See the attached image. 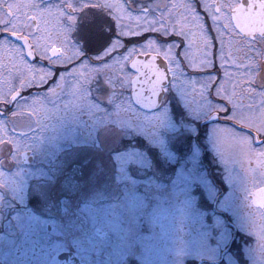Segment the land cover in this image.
Wrapping results in <instances>:
<instances>
[{"label":"rangeland","instance_id":"obj_1","mask_svg":"<svg viewBox=\"0 0 264 264\" xmlns=\"http://www.w3.org/2000/svg\"><path fill=\"white\" fill-rule=\"evenodd\" d=\"M15 2L23 4L27 0ZM34 2L46 9L48 5L61 4L62 0ZM120 2L133 17L148 9L151 20L160 12H168L167 5L186 0ZM192 2L199 16L204 12L209 18V12L201 7V0ZM209 2L214 3V0ZM237 2L220 0L225 4ZM155 3L163 7L149 9L148 6ZM15 10L13 8L12 12ZM25 11L28 10H20L21 16ZM63 11V17L55 8L51 12L37 13L39 30L25 28L22 32L41 58L45 47L50 50L53 46L51 40H55L57 46L60 43L58 28L67 23L69 13L67 8ZM0 12L7 16L9 9L0 8ZM75 15L87 30L89 21L83 13ZM184 16L188 17V29L197 28L191 15L182 8L172 10L168 23L175 24ZM104 19L111 21V15ZM210 22L213 24L212 20ZM143 23L123 20V24L130 27ZM80 30L84 35L86 31ZM104 30L107 32L106 26ZM116 33V24L112 21V29L105 36L116 38ZM9 34L0 31V39H7L23 52ZM160 34L164 35L159 31H141L135 35L134 43L132 35H121L119 40L124 47L118 51L123 55L128 48H139L150 38L159 40ZM75 37L73 33L70 39ZM37 41L41 46L39 51L35 48ZM259 46L254 43L250 52L256 56L251 60L256 65L257 79L249 84L245 77L239 88L261 91L264 54L257 55L255 49ZM102 51L78 57L75 64L56 73L53 66L45 62L29 61L24 54L21 62L18 53L8 48L0 50V107L8 108L7 115H0L3 121L0 130L1 264H47L51 255L61 251L73 252L82 264H188V261L209 264L214 246L217 253L216 245L224 238L225 230L210 222L212 217L204 209L207 205L199 203L203 197L208 200L206 176L212 171L205 168L212 166L209 164L212 157L208 162L205 151L209 150L216 158V166L223 168L222 156L235 155L238 142L224 123L209 122L206 132H202L203 125L199 122L214 108L224 109L209 96L208 87L210 93L219 98L217 87L223 84L225 92L231 94L233 81L215 82L213 76L190 74L189 68L181 67L175 54L176 73L170 74L174 97L167 95L157 108L145 111L132 102L130 83L125 86L121 82L123 74H133L129 63L124 73L117 69L90 72L108 62V57L104 61L94 59ZM189 54L199 64L201 58H193L192 50ZM42 59H47V54ZM85 59L88 66L81 69L80 64ZM51 61L58 69L69 62L61 63L56 58ZM91 61L96 63L90 64ZM225 70L226 76L232 75L231 68ZM247 71V68L243 70ZM114 75L115 79L109 83L106 79ZM86 76L90 79L84 82ZM21 79L25 81L23 87H20ZM77 85L79 94L74 92ZM50 88L54 93L49 92ZM13 89L20 90L21 94L11 100ZM236 98L235 102L243 106L238 109L248 118L252 112L249 105L258 104L259 97L249 94L243 99L239 95ZM11 127L26 132L25 136L11 134ZM198 134L203 135V141ZM139 140L158 149L164 157L162 166L155 165L148 152L135 144ZM176 146L185 152L176 151ZM25 151L34 156L32 166L19 163ZM35 198L36 203H33ZM94 228L101 229L106 236L98 237L93 233Z\"/></svg>","mask_w":264,"mask_h":264},{"label":"snow or ice","instance_id":"obj_2","mask_svg":"<svg viewBox=\"0 0 264 264\" xmlns=\"http://www.w3.org/2000/svg\"><path fill=\"white\" fill-rule=\"evenodd\" d=\"M8 8L9 14L6 16L3 12H0V31H4L10 33L12 36H15L18 40L24 41V47L28 50L27 54L32 56L33 53V45L28 43V36L22 35V32L25 28L29 30L32 29L31 21L36 20L37 25L33 31L39 30V20L40 16L37 13L42 12H51L53 8L56 9L58 15L60 17L65 16L64 8L70 10L67 14V23L62 24L58 28V37L60 43L56 46L55 40H51L50 51L54 56H56V61L63 63L64 61H70L74 57H86V48L92 44H101L103 47V51L94 59L99 61H104L105 57H108V62L102 63V66L98 69H90V72L101 71L103 72L105 69H117L119 73H124V69L127 67L128 63H131L133 69H135V75L123 74L121 78V82L123 85L127 86L129 83L131 84L132 91L137 100L141 102H145L151 96L157 94V86L161 85L165 73L162 72L156 66V59L161 54L163 55L164 60L168 64L167 73L175 75L176 68L173 67L175 64V52L174 49L178 48L179 45L175 42H171L167 45H161L154 38L148 39L143 45L139 48L130 47L126 52L121 55L118 51L119 48H123V43L119 40V36H127V35H137L141 31H159L163 34L167 35L172 33L177 36L184 37L185 50L181 53L182 56L189 62L192 68H196L198 65L195 61H193L190 57L188 49L191 47V41L188 38V17L184 16L181 20H177L175 24H169V18L172 16V10L176 8H182L186 13L191 15V18L196 23V27L199 29L200 39L203 43L202 49V58L199 61V64L202 66H206L209 63V56L212 54V40L206 34V28L203 23L202 17L199 16L196 12V8L192 0H186V2L182 3H172L171 5H167L169 9L168 12H160L156 18L151 20L148 19V9L142 10V15L133 17L130 13L126 12L125 6L120 0H96L95 3L90 2V0H78V2H74V0H62V3L59 5H48L46 9L41 8V6L34 2V0H27V2L21 4L15 2V0H0V8ZM149 9H156L159 7H163V5L159 3L151 4L148 6ZM201 7L209 12V19L212 20L214 28L218 25L222 19L220 15L216 13L220 12L221 7L229 8L233 11L234 15L232 19L239 20V16L235 15L238 13L240 16H245L249 23L246 27H243L245 30L241 31L243 35L235 34L234 30L231 27V23L223 17L225 21L223 23L222 28L217 30V40L219 41L221 47L218 52L217 58L220 60L227 59L232 63H236L239 68H247L248 71L246 73H240V80H236L232 84L233 91L231 94H227L224 89V85L221 84L217 87L216 95L222 96L223 99L227 100L229 104L232 105L233 113L228 119L236 120L237 119V109L243 107L240 104L235 102V98L237 95L243 99L245 96L251 97H259L258 104L249 105V108L252 109L251 115L245 120L241 118L240 123L245 127L252 128L259 135L261 132H264V81H261V91L257 92L252 88H239L241 81L246 77L247 82L252 84L257 79L256 73V65L253 63L251 59L245 55V60H237V58L233 55V53L239 52H251L253 50V44H259L260 47L255 49L257 55L264 54V13H262L261 9L264 8V0H249L248 4L243 5L240 3L236 4H225V3H210L209 0H201ZM15 8V12H12V9ZM27 9L21 16V9ZM215 8V13H213L212 9ZM84 9H89L90 11L84 12ZM95 9V11H91ZM109 10L111 12L109 13ZM29 12L32 14L29 15ZM76 13H83V16L89 21L86 30V36L84 38L70 39L73 33H78L80 31V22ZM111 15V21L108 19H104L106 15ZM127 18L129 20L135 19L136 21H143V24H138L136 27H130L128 25L123 24V20ZM112 21H115L116 24V38L111 37V39H107L105 33H107L110 29H112ZM157 24L159 27H157ZM105 26L107 27V32L104 30ZM257 33L259 35H257ZM225 35L228 36L227 41L225 40ZM239 36V38H237ZM251 37V39H249ZM82 41V42H81ZM39 41L35 44V48L37 51L40 49ZM8 48L10 52L18 53L21 57H23V52L15 46L11 45L7 39H0V50ZM227 49V56L225 55V50ZM49 49L45 47L44 52H41L42 58H44ZM112 53H116L114 56ZM136 56H146L148 59L146 61H140L134 59ZM50 62L51 57H48ZM88 66L87 60L80 64V68L84 69ZM145 69L147 71H145ZM261 71H264V66H261ZM48 73H45L47 76ZM231 75V74H229ZM155 76V80H152V77ZM43 78V77H42ZM143 78V79H141ZM90 77H84V82H87ZM115 79V75L112 78H107L106 80L111 83ZM139 83L141 88L137 91L136 85ZM25 81L21 79L20 87H23ZM60 81L57 82V86H59ZM148 86L149 97L144 96V86ZM195 87V84L192 85ZM54 89H49L50 93H54ZM74 92L79 94L78 85L74 88ZM11 95H16V90L13 89L10 93ZM258 108L257 112L255 109ZM220 108H214V112L221 111ZM161 123H163L162 118H159ZM3 129V121H0V130ZM235 136V135H234ZM239 143L243 145H247L250 147L251 141L246 136L238 137ZM2 143V141H0ZM16 154L19 155V148L16 149ZM259 156L264 157V149H262L259 153Z\"/></svg>","mask_w":264,"mask_h":264},{"label":"flooded vegetation","instance_id":"obj_3","mask_svg":"<svg viewBox=\"0 0 264 264\" xmlns=\"http://www.w3.org/2000/svg\"><path fill=\"white\" fill-rule=\"evenodd\" d=\"M214 3H220V0H214ZM224 9L226 8L221 7L220 12L216 13L220 15L222 19L218 27L215 26V28L210 22V19L206 16L207 14L201 12L202 19L205 23L206 34L212 40V54L209 56V63L206 66L201 67L202 65L197 64L198 66L196 68H192L184 56L181 55L185 50L183 36H177L172 33L167 35L160 34V39L157 41L161 42L163 45L170 42H175L179 45L178 48L174 49V52L180 61L181 67L189 68L188 73L196 75L203 74L206 77L213 76L215 82L220 79L223 82H234L240 78V73H244L243 70L245 68H239L236 63H232L227 59L220 60L217 58L221 47L217 40V30L222 28L225 22L223 17H225L230 21L235 34L243 35V33H241L242 30L234 25L232 10L228 8V10L224 11ZM213 13H215V10ZM188 30L191 31L188 35L191 41V47L188 49V52L192 50V54H194L192 55L193 58H202L203 43L198 32L199 29L193 28L187 29V31ZM257 35L259 34L257 33ZM134 37L135 35L130 37L132 38V43H134ZM224 38L227 41L228 36L225 35ZM237 38H239V36H237ZM249 39H251V37H249ZM91 51L96 50L91 49ZM98 52L99 51L96 53ZM225 55L227 56V49L225 50ZM233 55L238 61L244 60L245 63H247L245 55H247L249 59L256 57L255 55H251L250 52H234ZM48 57H50L49 52L47 53V59H42L36 54L35 61L45 62L51 68L53 66L56 73L59 70L68 69L69 66H71L72 63L75 64L78 59V57H75L76 59H72L65 63L63 67L59 66L58 69L56 66L52 65V62H49ZM52 58H56V56L51 57V60ZM260 62L261 61H258V63ZM94 63L96 62H90V64ZM227 68H231L232 75H225V69ZM50 80H52V75ZM171 86L172 81L170 80L165 87V96L169 95L172 98L174 97V93L171 92ZM209 90L210 87H208V94L212 100L221 103L224 108L217 112L218 119L214 122L224 123L228 131L232 133V135H235L234 139L238 142V146L235 148V155L228 153L227 157L222 156L225 167L220 168L216 166V158H211L213 165L212 171L209 174L210 176H206L209 185L208 200L206 202L203 197L199 202L207 205V207L204 206V209L208 210L209 217H212L210 222L217 224L218 227L225 230L224 238L216 245L217 253L214 251V246L209 264H264V157L258 155V153L264 149V132L258 135L252 128L245 127L242 123L238 122L241 118L247 119L245 113L241 109H237L236 120L228 119L233 113L232 105L220 96L216 98ZM23 93L24 91H22V94ZM237 100H239V98H236V101ZM7 109L8 108L1 106L0 115H7ZM210 113H214V111ZM202 125V132H206L208 124ZM200 131L201 129L198 128L197 132L199 133ZM10 132L17 136H25L26 134V132L16 130L13 127L10 128ZM240 136H246L250 139V147L247 145L242 146L239 143L238 137ZM33 160L34 156H32L30 162L25 163L22 162L19 157V163L23 166H32L34 164ZM50 200L52 201V196ZM33 203H36V198ZM188 264H191V261H188Z\"/></svg>","mask_w":264,"mask_h":264},{"label":"water","instance_id":"obj_4","mask_svg":"<svg viewBox=\"0 0 264 264\" xmlns=\"http://www.w3.org/2000/svg\"><path fill=\"white\" fill-rule=\"evenodd\" d=\"M248 2H249V0H239V3L245 5V7L248 4ZM256 2H258V0H256ZM261 11H262V13H264V8H262ZM233 15H234V13L232 11V17H233ZM235 15L239 16V20L232 19L234 22V25L238 29L244 31L245 29L243 27H246L251 22L249 20H247L245 18V16H240L238 13H236ZM32 25H33V28L35 29L36 28V20H32ZM10 37L12 40H14L20 44L27 60L32 61L35 59V54H33L32 56H29L27 54L28 50L24 47V41L23 40H18L15 36H12V35H10ZM28 43L31 45L29 40H28ZM33 53H34V50H33ZM134 59H137L140 61H146L148 59V57L136 56V57H134ZM155 63H156V66L162 72L165 73L164 79H163L161 85L157 86V90H156L157 94L151 96L145 102H141V101L137 100V98L134 96L131 84H130V89H129L130 96H131L133 103L136 106H138L139 108L147 110V111L153 110L159 106V104L161 103L163 96H164V87L168 84V82L170 80V74L167 73V68H168L167 63L161 55L157 57ZM129 67L135 72V69L132 68L130 62H129ZM145 71H147V70L145 69ZM141 79H143V78H141ZM152 80H155V76L152 77ZM136 88H137V91H139L141 88V85L139 83H137ZM147 89H148V86L145 85L144 86V96L145 97H149V93H148ZM20 94H21L20 90L16 91V95L15 96L12 95L11 100L16 99ZM217 119H218V113L215 112V113L210 114L206 119H204V121H202V123L216 121ZM21 157H22V162H25V163H27L31 160V157L29 155V151L23 152ZM93 232L95 233V235H97L99 237H104L106 235V233L99 228H94ZM48 264H82V263L75 256V254L73 252L61 251V252L53 254L51 259L49 260Z\"/></svg>","mask_w":264,"mask_h":264},{"label":"trees","instance_id":"obj_5","mask_svg":"<svg viewBox=\"0 0 264 264\" xmlns=\"http://www.w3.org/2000/svg\"><path fill=\"white\" fill-rule=\"evenodd\" d=\"M81 23H80V28H82L83 31L85 32L86 28L84 26H82ZM81 34H82V30H80L78 33H76L75 36H77L78 38H84V36L86 35V32L84 33V35H81ZM79 35H81V36H79ZM102 48L103 47L101 46V44H92V45H90L89 47L86 48V55L90 56L94 52L96 53L97 51H100ZM91 49H95L96 51H91ZM172 111H173L174 115L177 117L176 110L172 108ZM197 136L200 137L201 134H198ZM201 139L203 141V135L201 136ZM124 143H130V142L129 141H125ZM124 143H122V144H124ZM135 144L138 147L143 148L144 150H146L148 152V154L150 155V159L154 162L155 165H161L162 166V162L164 161V157L160 154V152L158 151L157 148L152 147L150 145H147L146 143L142 142L141 140L136 141ZM203 148H205V146H203ZM175 149H176V151H179L181 153L185 152V149L177 147V146L175 147ZM205 153H206L207 161L209 162V157L211 156V152L209 150H207V151H205ZM208 166L206 165V167L205 166L204 167L206 169L208 168V170H209L210 166L209 167Z\"/></svg>","mask_w":264,"mask_h":264}]
</instances>
